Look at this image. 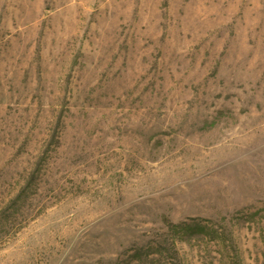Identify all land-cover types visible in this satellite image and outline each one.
<instances>
[{
    "label": "rangeland",
    "instance_id": "obj_1",
    "mask_svg": "<svg viewBox=\"0 0 264 264\" xmlns=\"http://www.w3.org/2000/svg\"><path fill=\"white\" fill-rule=\"evenodd\" d=\"M0 264H264V0H0Z\"/></svg>",
    "mask_w": 264,
    "mask_h": 264
}]
</instances>
